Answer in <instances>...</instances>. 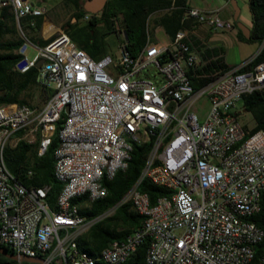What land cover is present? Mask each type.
Segmentation results:
<instances>
[{"label":"built area","instance_id":"built-area-1","mask_svg":"<svg viewBox=\"0 0 264 264\" xmlns=\"http://www.w3.org/2000/svg\"><path fill=\"white\" fill-rule=\"evenodd\" d=\"M0 7L17 23L45 11L31 0H0ZM184 13L190 29L158 41L146 28L144 44L130 54L123 39L115 59L90 57L63 31L43 46L24 38L12 69L35 66L36 82L51 94L40 107L0 103V245L43 264H121L143 239L145 264L252 261L263 237L252 217L264 214V131L249 132L236 106L245 94H264V60L224 67L222 50L208 53L191 30L227 31L232 22L218 8L187 6ZM27 43L35 47L29 59ZM56 130L60 188L50 205L49 185L23 186L5 166L4 151L23 140L36 143L40 156ZM148 141L140 175L120 200L141 216L139 225L95 257L80 251L75 237L89 223L72 199L105 196L102 180L126 167L133 143ZM142 178L166 194L151 202L136 189ZM254 264H264V247Z\"/></svg>","mask_w":264,"mask_h":264},{"label":"trees","instance_id":"trees-1","mask_svg":"<svg viewBox=\"0 0 264 264\" xmlns=\"http://www.w3.org/2000/svg\"><path fill=\"white\" fill-rule=\"evenodd\" d=\"M63 1L72 5L75 18L74 23L65 22L63 31L78 47L94 59L104 55L102 46L97 41L98 24L103 28V32H114L116 30L114 22L118 20L124 36L125 48L130 54H133L145 42L147 19L150 15L157 13L152 19V29L155 26H161L171 38L178 29L185 26L186 21H181V18L185 7L188 6L186 0H105L102 9L97 14H89L84 19L87 14L82 7L84 0ZM247 8L250 16L248 37L243 36L233 20L231 22L239 41L261 44L258 52L248 62V67L264 60V0H247ZM26 20L27 18H24L21 21ZM79 20H84L83 24L79 25L77 23ZM41 23L42 15H39L34 18L33 26H27V28L39 29ZM16 33L13 13L8 7H2L0 9V103L17 102L31 107H40L50 96L51 90L36 82L35 66L29 67L24 72L12 69L14 63L22 57L15 51L23 43V39L16 36ZM53 37L49 36L43 39L28 36V39L38 46H43ZM224 67H228V65L224 64ZM33 96L37 98L36 103L32 101ZM240 107L249 112L253 119V125L249 128V132L264 131V94L254 91L243 95ZM60 122L61 120L58 121L56 129H59ZM243 126L246 127L244 124ZM150 144L151 141L141 144L133 143L126 167L118 169L110 179L102 180L107 191L105 196L90 202H86L83 196L72 199V203L78 206V213L83 217V222H89L87 228L75 237L76 246L80 251L95 257L108 242L122 239L139 225L141 216L133 210L128 201L120 202V200L138 179ZM56 146L57 130L46 151L40 156L35 152L36 143H26L23 140H19L13 147H6L4 151L5 166L23 186L49 185L45 200L50 205L54 204L60 188V183L53 177V151ZM27 170H31L30 175H27ZM136 189L147 193L151 202L167 192L164 187L155 185L145 178L137 183ZM108 209H112V213L102 216ZM252 220L263 230V237L253 247V258L249 264L255 263L264 247V214L257 213L252 217ZM146 246L147 239H143L135 251L121 264H145ZM0 247L6 253L14 254L8 246L0 245ZM0 264L35 263L19 262L0 253Z\"/></svg>","mask_w":264,"mask_h":264},{"label":"rangeland","instance_id":"rangeland-1","mask_svg":"<svg viewBox=\"0 0 264 264\" xmlns=\"http://www.w3.org/2000/svg\"><path fill=\"white\" fill-rule=\"evenodd\" d=\"M44 1V14L43 17L45 21L50 23H44L43 30L44 34H47L48 32H51L50 36H55L57 32L63 31V26L65 22L69 21L71 23L75 22V18L73 17L74 9L70 3H66L63 0H43ZM196 2H200L201 0H195ZM236 6L238 7V16L237 20L242 22L243 24L247 25L249 23V11L247 8V0H235ZM157 15V13H154L150 15L147 19V29L148 31L152 30V19ZM231 21L232 18H229ZM84 20H79L77 23L79 25L83 24ZM114 26L116 30L114 32H103V28H101L98 24L96 33H97V41L101 44L103 53L110 55L113 59L118 54V47L120 42L124 39L123 33L121 32L119 22L118 20L114 22ZM118 28V29H117ZM24 32V30H23ZM64 32V31H63ZM151 34V31L149 32ZM22 32H17L16 36H21ZM156 37L158 41H164L166 40V35L161 31L156 32ZM224 45V53L223 57L224 60L230 64V65H238L242 60L249 58L254 52L251 54L248 53L249 47L248 44L242 43V45H237L235 39H233L231 36L226 37L224 42H222ZM35 53V47H33L32 44L27 43L24 51V56H26L28 59L33 56ZM248 55V56H246ZM246 56L244 59L242 57ZM34 103L37 102V98L33 96ZM205 105V104H204ZM239 106V103L237 104ZM240 110V109H239ZM238 119L240 122L244 125H246L248 128H250L253 125V119L249 112L243 111L239 112ZM112 213V209H108L105 211V213L102 216L110 215ZM87 222L86 224H88Z\"/></svg>","mask_w":264,"mask_h":264},{"label":"crops","instance_id":"crops-1","mask_svg":"<svg viewBox=\"0 0 264 264\" xmlns=\"http://www.w3.org/2000/svg\"><path fill=\"white\" fill-rule=\"evenodd\" d=\"M31 1L36 5H40V6L44 7V1L43 0H31ZM186 4L188 6H193V7L202 8V9L218 8L220 17H222L223 19H227V20H230L229 18H232V15L234 12L233 7L231 5V0H201L200 2H196L195 0H186ZM1 8L2 7H0V9ZM98 12H96L95 14H97ZM89 14L90 13L87 12V15H89ZM184 14L185 13H183V16H184ZM35 17H37V16H35ZM35 17H27V20L22 22L21 20H23L24 19L23 18L19 21L20 23H17L15 21L17 32H22L21 36H19V37H21L23 39V41H24V38L27 39L32 44H35V43H33L30 39H28V36L34 37V38L40 37V38L45 39L51 35V32L44 34V30H43L44 23H50V22L45 21L43 14H42V23H41V26L39 29H35V28L28 29L27 28V26H33ZM249 19H250V16H249ZM181 21H184V22L186 21L185 26H183L182 28H186V29L191 28V23H190L189 19L182 20V18H181ZM249 24H250V20L246 26H248ZM53 28H54V26H53ZM23 30H24V32H23ZM159 30H161L166 35V37H168V35L164 32V30L161 26H155L150 31H151V34H154V33L156 34V32ZM191 31H192L193 37L202 39L209 46L210 50L207 51L208 53L211 50H215L216 48H220L222 50V52L224 53L225 49H224V45L222 42H224V40L227 36L228 37L231 36L233 39H235L237 45H239V46L242 45V43L248 44L247 46L249 47V49L247 51L248 53H246V54L249 55L252 52H254V53L247 59H244V58L248 55L242 57V59H244V60H242L239 64H241L244 61H250L261 47V44H259V43H246V42L239 41L236 37V33H235L234 28L227 30V31H212V30L206 28L204 25H198L197 24V25H195V27ZM223 59H224V57H223ZM224 63L228 66H236V65L228 64L225 60H224ZM238 103H239V106H236V111H238V115H239V112H243L244 110L241 109L240 102H238Z\"/></svg>","mask_w":264,"mask_h":264},{"label":"water","instance_id":"water-1","mask_svg":"<svg viewBox=\"0 0 264 264\" xmlns=\"http://www.w3.org/2000/svg\"><path fill=\"white\" fill-rule=\"evenodd\" d=\"M104 3H105V0H84L82 7L86 12H88L90 14H95L96 12H98L102 8ZM231 5H232L233 10H234L233 15H232V19L235 23V26L240 30V32L243 34V36L248 37V34H249L248 26H246L245 24H243L242 22L237 20V15H238L239 9L236 6V3L234 0H231ZM40 62H41V60H38L36 62V65L38 66L40 64ZM64 112H67L66 106L64 107ZM0 253L5 254L6 256H8L12 259H16L19 262L43 264V260L40 257H30V256H26V255L16 256L15 254H8L1 247H0ZM44 264H46V263H44Z\"/></svg>","mask_w":264,"mask_h":264},{"label":"flooded vegetation","instance_id":"flooded-vegetation-1","mask_svg":"<svg viewBox=\"0 0 264 264\" xmlns=\"http://www.w3.org/2000/svg\"><path fill=\"white\" fill-rule=\"evenodd\" d=\"M102 7H103V6H102ZM101 9H102V8H101ZM101 9H100V10H101Z\"/></svg>","mask_w":264,"mask_h":264}]
</instances>
